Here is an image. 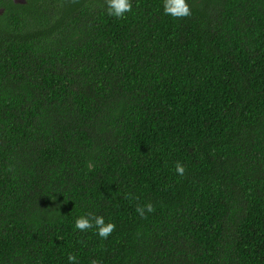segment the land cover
Masks as SVG:
<instances>
[{"label":"trees","instance_id":"16d2710c","mask_svg":"<svg viewBox=\"0 0 264 264\" xmlns=\"http://www.w3.org/2000/svg\"><path fill=\"white\" fill-rule=\"evenodd\" d=\"M131 2L0 0V264H264V0Z\"/></svg>","mask_w":264,"mask_h":264},{"label":"clouds","instance_id":"9594fccd","mask_svg":"<svg viewBox=\"0 0 264 264\" xmlns=\"http://www.w3.org/2000/svg\"><path fill=\"white\" fill-rule=\"evenodd\" d=\"M107 6L108 15L118 20L126 19L127 14L133 11L131 0H108ZM164 13L175 19H186L192 15L187 0H166ZM186 171L187 169L182 164L176 165L175 172L178 176L183 177ZM137 212L142 219H146L149 214L156 212V208L149 204L146 207H138ZM75 228L79 232L84 233L95 229L96 235L103 240H107L116 231V225L114 223H106L103 217H81L76 221ZM68 261L69 264H80L75 255H70Z\"/></svg>","mask_w":264,"mask_h":264},{"label":"flooded vegetation","instance_id":"af4514ba","mask_svg":"<svg viewBox=\"0 0 264 264\" xmlns=\"http://www.w3.org/2000/svg\"><path fill=\"white\" fill-rule=\"evenodd\" d=\"M15 4L18 5H24L26 3V0H13ZM4 9L0 8V17L3 15Z\"/></svg>","mask_w":264,"mask_h":264}]
</instances>
